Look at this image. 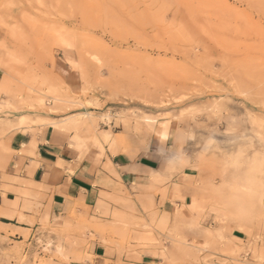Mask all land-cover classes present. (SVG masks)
I'll return each mask as SVG.
<instances>
[{
    "label": "rangeland",
    "instance_id": "1",
    "mask_svg": "<svg viewBox=\"0 0 264 264\" xmlns=\"http://www.w3.org/2000/svg\"><path fill=\"white\" fill-rule=\"evenodd\" d=\"M22 116L69 147L74 133H65L91 130L78 153L121 152L120 138L183 166L165 179L172 209L148 222L102 230L71 213L55 228L46 215L34 237L0 225V264H86L89 231L125 252L107 264H133L146 247L161 264H264V0H0V120ZM8 153L0 143V170ZM177 184L193 193L175 194ZM15 193L0 216L18 209L31 228L21 212L37 196ZM234 194L241 223L221 211ZM206 210L216 218L205 228Z\"/></svg>",
    "mask_w": 264,
    "mask_h": 264
},
{
    "label": "crops",
    "instance_id": "2",
    "mask_svg": "<svg viewBox=\"0 0 264 264\" xmlns=\"http://www.w3.org/2000/svg\"><path fill=\"white\" fill-rule=\"evenodd\" d=\"M25 119L22 116L19 119L0 120V128L4 131L0 138L1 147L9 152L5 155L4 168L0 170V213L11 210L10 202L18 196L15 191L26 190L37 196L34 200L37 208L22 211L21 215L34 224L31 228L19 224L17 209L13 218L1 215L0 225L31 231L34 237L39 229L38 222L46 215L47 221L55 228L68 222L71 213H77L88 222H95L100 229L108 230L119 226L120 219L135 218L148 222L153 213L159 217L172 209L169 199L172 187L165 179L171 171L182 168L179 159L169 157L166 162L163 155L133 150L129 143L120 138L115 141L121 147V152L112 153V148L108 146L110 155L104 153L103 146L101 156L90 150L78 153L76 150H80L85 142L82 132L86 131L92 140L91 130L65 133H74L69 147L68 140L50 127L25 126L29 123H23ZM157 132L160 136L164 135V138L160 137L163 142L167 141L164 131ZM97 140L100 146H94L101 147L110 140V135L104 142L99 138ZM3 186L8 189H3ZM183 190L192 192L190 186L177 184L174 193L181 194ZM185 206L194 216L187 199ZM113 214H116V218ZM215 218L212 211L206 210L199 218V226L206 228ZM183 220L193 221L194 217L183 216ZM90 236H94V239L87 242L84 254L91 256L92 261L86 264H107L119 258L126 259L125 252L117 253L108 244L101 243L102 235L89 231L87 238ZM105 237L109 238L108 235ZM131 256L133 264L162 263L159 251L153 248L146 247ZM162 257H165L164 252Z\"/></svg>",
    "mask_w": 264,
    "mask_h": 264
},
{
    "label": "bare ground",
    "instance_id": "3",
    "mask_svg": "<svg viewBox=\"0 0 264 264\" xmlns=\"http://www.w3.org/2000/svg\"><path fill=\"white\" fill-rule=\"evenodd\" d=\"M67 44V43H66ZM65 44V45H66ZM64 45V44H63ZM56 101H59L58 99H55ZM78 116H82L83 118L90 117V114L88 113H83V114H78ZM145 122L149 123V121L146 119ZM149 128L153 131V125H150ZM158 136V135H157ZM161 138H164V135L160 136ZM263 140V139H262ZM100 146V145H99ZM217 190V189H216ZM217 192V191H216ZM220 192V191H218ZM218 194V193H217ZM217 194H215L217 196ZM219 196V195H218ZM222 199V198H221ZM220 201V200H219ZM243 204V203H242ZM241 204V205H242ZM222 213L225 218H227L230 221H237V223H241L242 217L245 213V210L242 209L240 206V203L235 196V194L232 197H228L227 201H224L222 203ZM236 225V224H235ZM238 226V225H237ZM240 226V225H239ZM219 234V233H218ZM49 243V242H48ZM50 244V243H49ZM59 253H61V247L57 246L56 249ZM75 259H78L75 258ZM81 261V258L79 259Z\"/></svg>",
    "mask_w": 264,
    "mask_h": 264
}]
</instances>
